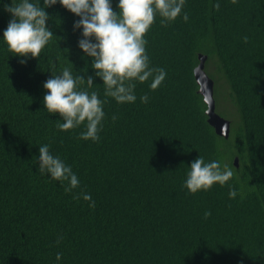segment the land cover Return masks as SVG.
I'll list each match as a JSON object with an SVG mask.
<instances>
[{
  "label": "trees",
  "instance_id": "trees-1",
  "mask_svg": "<svg viewBox=\"0 0 264 264\" xmlns=\"http://www.w3.org/2000/svg\"><path fill=\"white\" fill-rule=\"evenodd\" d=\"M19 2L0 0V264H264V0H186L167 27L157 15L146 52L150 66L167 75L156 90L151 77L136 81L134 103L104 96L92 58L78 46L80 17L59 0L46 8L54 35L40 56L9 52L3 32L12 14L5 5ZM111 3L118 12L119 0ZM199 53L204 69L216 67L235 106L237 119L223 108L232 119L227 137L208 123L197 92ZM65 67L84 76L81 89L107 100L98 142L78 138L83 124L59 130L62 117L44 108V82ZM44 144L71 166L78 188L66 193V184L39 172ZM198 156L228 165L234 177L189 192L183 185ZM79 193L90 194L95 207L73 199Z\"/></svg>",
  "mask_w": 264,
  "mask_h": 264
},
{
  "label": "clouds",
  "instance_id": "clouds-1",
  "mask_svg": "<svg viewBox=\"0 0 264 264\" xmlns=\"http://www.w3.org/2000/svg\"><path fill=\"white\" fill-rule=\"evenodd\" d=\"M186 0H119L118 9H113L111 0H59L67 10L80 17L74 22V29L82 28V39L78 46L92 58L91 67L96 70L95 75L103 80L104 96L114 98L118 103H134L136 81L144 83L152 78L151 90H156L166 78L163 68L152 67L146 52L147 40L145 35L155 22L156 16L161 17L160 23L167 27L182 13ZM233 4L238 0H231ZM57 3V0H43V6L30 0H20L17 4L5 5V10L12 14L7 28L3 32V40L8 51L14 56L38 58L50 42L54 33L47 27L49 14L46 8ZM219 10L220 4L214 5ZM183 20L188 21L187 13ZM93 38L94 41L93 42ZM245 43L248 37H243ZM20 63H26L21 59ZM89 88L93 85V77H87ZM84 76L74 77L71 70L65 67L61 74H54L44 82L47 90L43 98L44 108L48 113H58L63 123L56 127L61 131H68L85 125L79 139L98 142L105 117L103 110L107 100L100 99L98 92L81 89ZM142 103H147L149 96L145 93L140 97ZM116 116L112 117L115 121ZM39 172L49 174L56 181L66 184V193L78 188L80 181L58 155L50 151V145L39 146ZM235 175L228 165H221L219 161L205 162L202 156L194 159L190 171L184 181V187L195 194L197 191L209 190L214 184L224 186ZM238 195L236 188L229 189V198ZM83 197L89 201V207H95V201L87 193H79L73 199ZM211 215L205 211L204 218ZM63 239L60 236L57 244ZM62 253H57L59 260Z\"/></svg>",
  "mask_w": 264,
  "mask_h": 264
},
{
  "label": "water",
  "instance_id": "water-1",
  "mask_svg": "<svg viewBox=\"0 0 264 264\" xmlns=\"http://www.w3.org/2000/svg\"><path fill=\"white\" fill-rule=\"evenodd\" d=\"M198 59L199 62L195 66L193 74L198 84L197 92L202 95L207 105L205 109L207 121L217 134L227 137L230 129V120L215 111V100L213 97L214 81L204 69L206 55L199 53ZM233 162L235 165H238L237 156L234 157Z\"/></svg>",
  "mask_w": 264,
  "mask_h": 264
},
{
  "label": "rangeland",
  "instance_id": "rangeland-1",
  "mask_svg": "<svg viewBox=\"0 0 264 264\" xmlns=\"http://www.w3.org/2000/svg\"><path fill=\"white\" fill-rule=\"evenodd\" d=\"M209 66H210L209 68L210 71H212L213 73H211L209 69L206 67L205 69L208 72V74L210 76L214 74V76L218 77L216 78L217 81L214 82V85H213V90H214L215 85L219 88V92L217 91L216 88L214 90L215 111L224 117V114L227 115L223 110L224 108L231 112L232 119H237V112H236L234 104L232 103V99L229 96V90H228L227 84L225 83L224 79L220 76V74L215 71L216 67H213L212 65H209ZM225 118L229 120L231 119L228 116H226Z\"/></svg>",
  "mask_w": 264,
  "mask_h": 264
}]
</instances>
